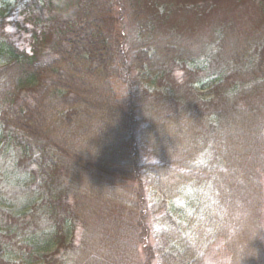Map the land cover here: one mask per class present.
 Listing matches in <instances>:
<instances>
[{
  "label": "trees",
  "instance_id": "16d2710c",
  "mask_svg": "<svg viewBox=\"0 0 264 264\" xmlns=\"http://www.w3.org/2000/svg\"><path fill=\"white\" fill-rule=\"evenodd\" d=\"M200 1L0 0V264H263L264 9Z\"/></svg>",
  "mask_w": 264,
  "mask_h": 264
},
{
  "label": "rangeland",
  "instance_id": "374dc122",
  "mask_svg": "<svg viewBox=\"0 0 264 264\" xmlns=\"http://www.w3.org/2000/svg\"><path fill=\"white\" fill-rule=\"evenodd\" d=\"M201 0L200 2H202ZM239 0H217L216 6L218 11L222 10V8H230L232 11H234L238 16H240L241 19L245 23H249L250 16L254 15V12L256 11V8H263L264 9V1L257 0V5L255 8V4L252 3L249 0H245L244 2H238ZM190 67V65H187ZM262 244H261V258L262 262L264 264V220H262ZM206 263L207 264H228L227 263V255L222 250H216V246L211 247L210 250L207 253L206 256ZM153 264H156L153 262Z\"/></svg>",
  "mask_w": 264,
  "mask_h": 264
}]
</instances>
